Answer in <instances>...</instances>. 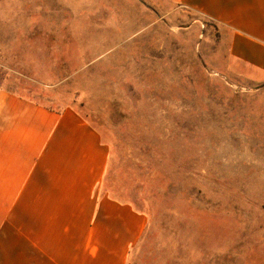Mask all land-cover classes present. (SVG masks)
Returning <instances> with one entry per match:
<instances>
[{"label": "rangeland", "instance_id": "rangeland-1", "mask_svg": "<svg viewBox=\"0 0 264 264\" xmlns=\"http://www.w3.org/2000/svg\"><path fill=\"white\" fill-rule=\"evenodd\" d=\"M166 0H0V90L73 107L103 189L149 223L130 264H264V83Z\"/></svg>", "mask_w": 264, "mask_h": 264}, {"label": "crops", "instance_id": "crops-1", "mask_svg": "<svg viewBox=\"0 0 264 264\" xmlns=\"http://www.w3.org/2000/svg\"><path fill=\"white\" fill-rule=\"evenodd\" d=\"M220 26L239 76L264 83V0H166ZM110 146L73 107L0 90V264H130L148 215L103 189Z\"/></svg>", "mask_w": 264, "mask_h": 264}]
</instances>
